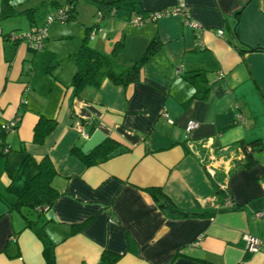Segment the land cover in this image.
<instances>
[{"label": "crops", "instance_id": "1", "mask_svg": "<svg viewBox=\"0 0 264 264\" xmlns=\"http://www.w3.org/2000/svg\"><path fill=\"white\" fill-rule=\"evenodd\" d=\"M180 1L199 31L178 16L132 23L139 13ZM10 3L16 9L10 17L29 24L0 23V264H45L43 244L24 216L55 244L56 264H264V51L238 47L264 48V0H121L98 17L93 39L86 31V43L119 67L139 59L154 35L160 46L135 82L122 86L104 77L79 91L72 84L73 54L85 38L78 23L91 19L77 4L73 24H50L44 47L35 51L4 34L42 26L50 9L35 23L39 3ZM40 117L54 127L38 141L36 133L50 124L36 132ZM189 120L200 124L193 143L209 140L202 154L218 160L224 203L188 147ZM107 138L116 146L108 158L96 156V164L71 152L88 153ZM254 140L262 141L256 164L237 170ZM46 157L55 169L53 204L14 206ZM150 188L191 215H169ZM246 235L261 240L257 252L247 250Z\"/></svg>", "mask_w": 264, "mask_h": 264}, {"label": "trees", "instance_id": "2", "mask_svg": "<svg viewBox=\"0 0 264 264\" xmlns=\"http://www.w3.org/2000/svg\"><path fill=\"white\" fill-rule=\"evenodd\" d=\"M79 1L80 0H65L64 3L61 4L56 0H52V3H54L57 8L65 5L70 6L67 18V21H69L74 19L76 6ZM87 1L94 4L98 9L97 12H100L102 16L103 11H105L106 9H111L114 7L117 8L121 0ZM15 11L16 9L10 3V0H3L0 9V21L14 15L16 13ZM26 11L32 17L34 8H29ZM92 28H87L86 31L89 32ZM11 32L13 31L4 34V36L10 39L9 36ZM86 39L87 37L84 38L79 49L73 54L76 70L73 76L72 84L75 87L76 91H79L86 85H93L95 87H98L104 77H108L115 84L122 86H127L128 84L135 82L138 79L139 71L142 65L150 59V57L160 46L157 35H154L139 59L135 60L127 67H119L105 53L89 46L86 43ZM11 41H13L14 43L19 42L16 40ZM122 47L123 41L121 40L117 43V46L114 47V50H116L117 48L120 49ZM238 47L239 49H241V51H264V48H260L257 46H248L241 42L239 43ZM46 122L50 124H48L49 126L47 127V129L43 131V135L39 136L37 135V133L35 135V139H38V141H41L44 135L48 134L54 127V120L40 117L36 125V132L39 131V128L43 127L42 123ZM3 135L4 131H2V133L0 134V139L2 142ZM261 145V140H254L253 142L245 145L247 146V152L241 160L237 161L235 165L236 169H249L253 167L256 164V159L253 153L254 151H260ZM115 146V142L107 138L88 153H84L78 147H73L71 149V152L77 154L87 165H93L97 162V158L95 159L96 156H101L102 159L108 158L113 152V148H115ZM54 174L55 169L52 162L49 158H44L39 164L38 173L32 178L26 191L19 196L14 206H18L19 204L24 202V200H31V202L33 203L32 207H37V205L42 206V208L50 207L53 204L56 196L58 195V192L51 185V180ZM223 181L224 180L220 175H216V178L212 179L215 192L217 193L222 203H224L228 199V192L223 186ZM148 192L157 202H159V207L168 212L169 215L174 217H188L191 215L190 213L175 206L174 203L162 192L160 188H150L148 189ZM220 209L221 208L219 207L218 210ZM209 214H213V212H210ZM203 215H207V213H204ZM24 217L25 226L31 227L43 244V256L45 259V264H56L54 256L55 244L44 233L42 226L34 227V225L32 224L34 223L33 220L29 219L27 216ZM106 257L108 258V256ZM114 260L115 259L113 258V261Z\"/></svg>", "mask_w": 264, "mask_h": 264}, {"label": "built area", "instance_id": "3", "mask_svg": "<svg viewBox=\"0 0 264 264\" xmlns=\"http://www.w3.org/2000/svg\"><path fill=\"white\" fill-rule=\"evenodd\" d=\"M69 8L70 6L68 5L61 6L57 8L54 13L48 14L46 16L45 22L42 26L31 27L30 30L22 34L13 31L10 33L9 38L11 40L25 42L26 45L32 50H40L44 47V43L48 35V26L54 22H58L60 24H64L65 22H67ZM97 15L99 18H101L100 12H97ZM168 16H178L183 20L184 24L187 25L188 27L198 31L201 29L198 23L191 21L189 19L188 8L181 1L174 7H168L161 10H155L146 13H139L134 16V18L132 19V23L135 25H142L147 22H157L158 20ZM97 27L98 26H95L94 28L91 29V31L89 32V38L93 39L95 34L99 32V28ZM218 34H222V31L219 30ZM163 115L170 124L174 123V120L170 117V115L167 112H165ZM12 125H14V123H12ZM77 126L79 131H81V126H79L78 123ZM199 126L200 124L197 121L189 120L185 127V138L188 147L199 158L208 176H210L211 179H215L217 175L216 163H218V160H216L215 157L210 156V154H208L206 157L205 155L203 156L202 154V149L205 148V150L207 149L209 151V149L211 148V144L209 143V140L201 141L199 147L198 145L193 143V138H192L193 132L197 130ZM244 239L246 241V248L249 252L254 253L259 250L261 245L260 239L251 235H246Z\"/></svg>", "mask_w": 264, "mask_h": 264}, {"label": "rangeland", "instance_id": "4", "mask_svg": "<svg viewBox=\"0 0 264 264\" xmlns=\"http://www.w3.org/2000/svg\"><path fill=\"white\" fill-rule=\"evenodd\" d=\"M58 3H61V4H63L64 3V1L65 0H56ZM39 3V4H37V6H36V8H37V11H36V13H34V22L35 23H39V21H40V19H38L39 18V15L41 14V15H43V12H44V10L46 9V8H49L50 9V11L45 15V17L48 15V14H50V13H53L55 10H56V8H55V6H53L54 5V3H52V0H31V3ZM49 4H53V5H49ZM77 7H80L81 8V11H82V15L84 16V17H88V18H90L91 19V21H92V24L91 25H82L81 24V22L79 21V26L82 28V31L84 32V36L82 37V39L84 38V37H86V35H85V33H86V28L87 27H92V25H96L97 23H98V16H97V11H98V9H97V7L95 6V7H93L91 4H89V3H87L86 1H84V0H82L81 2H79L78 3V6ZM32 8V7H31ZM35 8V7H34ZM93 13H94V15H93ZM95 14H96V16H95ZM94 18L96 19L95 21H94ZM31 20V19H30ZM45 20V19H44ZM2 21H11V22H14V21H18L17 22V24L18 25H22L23 27L25 26L26 28L28 27V21L26 20V18L25 17H22V16H16V17H10V18H5V19H2L1 21H0V23L2 22ZM73 22L74 21H68V22H66L65 24H73ZM15 23V22H14ZM20 23H22V24H20ZM76 23V22H75ZM26 24V25H25ZM52 26L53 27H58V26H62V24H60V23H58V22H55V23H53L52 24ZM17 29V28H16ZM20 30H18V31H21V28H19ZM24 29V28H23ZM87 34H88V32H87ZM88 42L91 44L92 42H93V40H88Z\"/></svg>", "mask_w": 264, "mask_h": 264}]
</instances>
